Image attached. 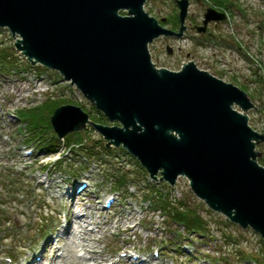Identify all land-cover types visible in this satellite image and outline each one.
Listing matches in <instances>:
<instances>
[{
    "label": "water",
    "instance_id": "95a60500",
    "mask_svg": "<svg viewBox=\"0 0 264 264\" xmlns=\"http://www.w3.org/2000/svg\"><path fill=\"white\" fill-rule=\"evenodd\" d=\"M147 1L0 0V27L31 66L58 72L110 123L61 104L49 117L57 138L90 126L151 180L174 186L185 178L208 209L264 241V165L256 150L264 134L247 114L255 105L246 91L193 61L179 70L156 67L149 44L173 33L145 11ZM176 3L182 21L187 1ZM220 18L208 8L204 23Z\"/></svg>",
    "mask_w": 264,
    "mask_h": 264
},
{
    "label": "rangeland",
    "instance_id": "374dc122",
    "mask_svg": "<svg viewBox=\"0 0 264 264\" xmlns=\"http://www.w3.org/2000/svg\"><path fill=\"white\" fill-rule=\"evenodd\" d=\"M206 7L203 12L208 8L216 10V6ZM238 7V11L251 20L246 23L235 13L233 20L239 22V35L235 36L240 40L247 31L264 26V0H239ZM174 8L172 0H148L144 7L150 15L164 21ZM188 8L200 14L201 8L187 6V11ZM225 29L231 36V28ZM14 39L7 29L0 28V51L8 56L6 62L0 59V68H3L0 70V264H8L6 256L10 255L16 264H86L77 256L81 253V244L96 251L92 260L96 263L129 264L127 257H121L120 253L135 249L146 258L143 264H243V256L232 252L237 248L263 261L256 264H264V242L260 236L251 229L231 224L221 214L208 209L192 193L185 178L179 177L169 189L156 184V189L174 203L185 201L197 210L205 223V231L190 234L185 229V232L183 225L174 223L163 210L149 203L146 193L151 192L149 182L153 181L146 179L136 159L122 147H112L108 152L103 150L104 141L92 127L83 134L84 143L78 148L65 147L61 142L57 153L49 156L38 144L26 142L30 134L21 119L29 114L20 110L35 107L48 97L64 98L70 101L66 103L83 104L87 108L91 103L68 82L61 81L57 72L50 69L40 72V65H36L37 70L33 69L35 66L31 68L15 51ZM171 42L181 51H175L170 57L164 54L161 44L149 50L154 59L157 54L164 64L175 65L177 68L173 67L178 69L179 62L188 59L185 52L191 47L187 40ZM252 46L251 70L257 69L262 78L255 76L254 86L244 90L252 103H264L263 31L255 30ZM216 49L218 47L193 48L197 66L209 73L240 66L243 75L254 77L237 54ZM247 114L249 124L264 134V110H248ZM42 126L44 137L55 144L52 131L45 128V122ZM27 149H33L35 155L24 156ZM256 150L264 155V141ZM55 155L65 159H62L63 164L70 163L74 167L57 168L53 162ZM258 162L262 164L259 159ZM46 172L49 173L48 181L39 184L38 180L44 179ZM122 174L126 176L124 184L117 189L115 181ZM81 179L89 180L88 188L75 198L64 194L65 187L74 193ZM109 195L116 196L115 203L110 210L102 209ZM65 225L68 228L64 232ZM222 236L235 244L224 242ZM181 246L187 251L182 252ZM155 250L159 251L158 258L153 255Z\"/></svg>",
    "mask_w": 264,
    "mask_h": 264
},
{
    "label": "flooded vegetation",
    "instance_id": "af4514ba",
    "mask_svg": "<svg viewBox=\"0 0 264 264\" xmlns=\"http://www.w3.org/2000/svg\"><path fill=\"white\" fill-rule=\"evenodd\" d=\"M172 1L175 7L173 13L166 19V21L160 23L163 26H165L167 29L172 31L173 34L159 36L158 38L153 40V42L150 44V48L151 46H157V43L161 44V46L164 47V54L167 57H170L175 53V51H181L180 47L178 46L175 47L172 44H170L172 43L171 41L177 42L179 40H187L190 44L191 49L185 52V54L188 57L186 61H193L197 66V60H195L194 58L195 55L193 53V48L218 47V49L216 50L219 51L221 50L224 52L230 51L231 53L237 54L238 58L245 62V64L247 65L246 68H248L250 73L254 74V77L252 76V74L250 76L243 75L242 74L243 72H241L243 68H241L240 66L239 68L234 67L231 69L230 67H228V69L226 70L221 69L218 72L212 71L210 73L213 76L222 79L225 82L231 83L243 90L244 88L254 86L255 76L258 78H262V76H260L257 69L251 70L253 68L251 67L250 52L252 49L251 47H253L252 45H253V37L255 36V30L258 29L259 31L264 32L263 30L264 26L262 27L261 25H258L257 28L253 29V32L247 31L246 33L242 34V39L240 40L235 36V35H239V30H238L239 22L233 20L235 13H237L240 19H245L246 23H251L249 16H245L243 13L238 11L239 0H186L187 6L190 7H192L193 5L197 6L198 8H201V11L199 12L200 14H198L195 13L192 9H190L189 11L188 8V11L186 12V15L184 16L182 21L180 20L179 7L176 3L178 0H172ZM206 6L209 7L216 6L215 11L219 15H221V18L217 22H208L206 24L204 23L205 12H203V9ZM181 27H182L181 35L176 36L175 33L179 32ZM202 28H204L203 31L201 30ZM225 28L227 29L231 28L232 31L231 36L226 32ZM207 43H210V45H208ZM150 52H151L152 61L156 66L164 67L170 70H175L177 68L175 65L173 66H175L176 68L164 64L158 58L157 54H155L156 56L154 59V55L151 49ZM183 62L182 61L179 62L180 67ZM254 102H258V100H255ZM254 105L255 108H252L251 110L255 112L264 110L263 102H258ZM262 158H264V155L262 156Z\"/></svg>",
    "mask_w": 264,
    "mask_h": 264
},
{
    "label": "trees",
    "instance_id": "16d2710c",
    "mask_svg": "<svg viewBox=\"0 0 264 264\" xmlns=\"http://www.w3.org/2000/svg\"><path fill=\"white\" fill-rule=\"evenodd\" d=\"M0 59L2 61H7L8 56L7 54H4L3 51H0ZM3 68L1 67L0 70ZM64 98H57L52 99V97H48L46 101L42 102L41 104L31 107L28 109L20 110L22 113H28V117L24 120L21 119L24 122V127H26V130L29 131V137L25 139L26 142L36 143L38 144L42 149L45 150V153L51 154L58 150V144H60V140L56 138L50 123H49V117L52 114L53 110L60 104L70 102L68 100L64 101ZM74 103V102H73ZM80 104V103H77ZM84 110H86L90 118L94 120L95 122L108 124L107 119L104 117V115L98 111L93 105H90L89 108H87L85 105H80ZM46 124V129H49L52 131V138L56 141V143H52L51 140H47L44 137L43 134V126L42 123ZM44 128V129H45ZM91 128H87L85 132H78L73 134H68L66 138L63 140L66 145L71 147L72 144H82V142L85 140L83 137V134H86L87 131H90ZM47 140V141H46ZM45 143V144H44ZM44 144V145H43ZM43 145V146H42ZM90 151L93 149L91 147ZM102 149L108 152V150L102 146ZM63 159V158H62ZM59 159L58 161H55V165L58 168H64L65 166L74 167L70 163H67L66 165L63 164V160ZM65 160V159H64ZM259 161L264 164V158H260ZM138 167L140 170L144 173L146 179L147 174L146 171L139 165V163L136 161ZM125 174H122L121 176H117V181H115V188L121 189V187L124 184V178ZM161 186L166 187L167 184L160 183ZM149 189L150 193H146L147 200L149 203L153 204L155 207L160 208L163 210L164 213H166L174 223L183 225L185 229L188 232L195 233L197 231H205V223L202 221L200 216L196 213L197 210L192 208L191 206L186 205L185 201H178L177 203H174L175 201L170 199L169 196L161 193L160 190L156 189V186L149 183ZM211 212V211H210ZM227 221V220H226ZM1 226V222H0Z\"/></svg>",
    "mask_w": 264,
    "mask_h": 264
},
{
    "label": "bare ground",
    "instance_id": "6f19581e",
    "mask_svg": "<svg viewBox=\"0 0 264 264\" xmlns=\"http://www.w3.org/2000/svg\"><path fill=\"white\" fill-rule=\"evenodd\" d=\"M77 194L73 195V194H70V197L72 198H75ZM80 200H82V198L80 197L79 198ZM80 226V225H79ZM67 228H68V225H65L63 231H67ZM81 231V230H80ZM87 233V231L85 232ZM48 244H49V241H48ZM85 245V244H84ZM83 244L79 245V248L80 250L83 252L82 254H79V258H81V260L85 263H89V261L91 260H94L95 259V253L96 251L95 250H92L91 248L89 247H85ZM59 252V251H58ZM61 255V254H60ZM60 255H58L57 257H59ZM132 263V261H131Z\"/></svg>",
    "mask_w": 264,
    "mask_h": 264
}]
</instances>
